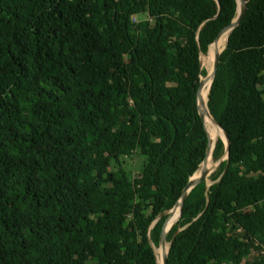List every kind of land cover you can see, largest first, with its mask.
Returning a JSON list of instances; mask_svg holds the SVG:
<instances>
[{
    "label": "trees",
    "instance_id": "trees-1",
    "mask_svg": "<svg viewBox=\"0 0 264 264\" xmlns=\"http://www.w3.org/2000/svg\"><path fill=\"white\" fill-rule=\"evenodd\" d=\"M245 1L207 96L229 156L187 195L168 264H264V0ZM238 16L236 0H0V264H158L209 145L201 56Z\"/></svg>",
    "mask_w": 264,
    "mask_h": 264
},
{
    "label": "water",
    "instance_id": "water-1",
    "mask_svg": "<svg viewBox=\"0 0 264 264\" xmlns=\"http://www.w3.org/2000/svg\"><path fill=\"white\" fill-rule=\"evenodd\" d=\"M236 1H237V4H238V13H239L238 18L236 20H234V22L231 24L230 27L224 29L219 34V36L215 40L214 44H216L218 42V40L221 37V35L223 33H225L226 31H229V35H230V33L239 25V23L243 19L244 15L246 13V10H247V2L245 0H236ZM229 35H228V37H229ZM224 49H225V47H224ZM223 50L220 53H223ZM220 53H216V56H215L214 67H213V71H212V74H211V84H210V86H208L209 87L208 93H209V90L211 88V85L213 83V80L215 78V75H216V72H217V69H218L220 55H221ZM201 64H202V60H201ZM204 83L205 82L203 80H201L200 86H198L199 87V90H198V105H199L200 117H201L202 121L205 123L204 120L206 119V115H207V117H210L212 119L211 121H213V123L215 125H217L219 128H221V126H219L216 123V121H214V119L212 118L211 114L209 113V110H208V107H207V100H206L205 104L203 102L202 103L200 102L201 101L200 92H201L202 86H204ZM207 96H208V94H207ZM205 127H206V124H205ZM221 130L223 131L222 128H221ZM223 134H224V141H225L226 147H227V151H226V154H225L226 157L223 158L220 162L217 163V169L221 166L222 162L225 159H228V156H229L228 154H229V151H230V142H229L228 136H227V134L224 131H223ZM208 137H209V145H208L207 152H206V158L203 161L202 165H204L206 163V161H207L209 156H211V158H212V153H213L214 146H215V144L212 146V142H211L209 134H208ZM196 174L190 179L187 187L184 190L182 198L178 201V203L175 205V207L168 213L166 219L164 220L163 230H162V235H161V244H162L163 248L165 247L164 245L166 244V241H167L166 237H167V235H168V233L170 231L169 230L168 232H166V220L171 215L172 211L174 209L178 208V207L180 208V215H179V219H180L181 214H182V208H183V205H184V201H185L187 195L189 194V192L193 189V187L197 186L199 183H201L202 181L206 180L208 177L211 176V172L208 169H205V168L201 171V174L199 176H196ZM179 219H178V221H179ZM170 246H171V243H170ZM167 253L164 254L163 264H168V262H167L168 254Z\"/></svg>",
    "mask_w": 264,
    "mask_h": 264
},
{
    "label": "rangeland",
    "instance_id": "rangeland-1",
    "mask_svg": "<svg viewBox=\"0 0 264 264\" xmlns=\"http://www.w3.org/2000/svg\"><path fill=\"white\" fill-rule=\"evenodd\" d=\"M140 21H142V18L141 17H135V18H133V22L134 23H139ZM213 45L211 46V48L213 47ZM225 45H224V47H225ZM224 47H223V49H224ZM209 53H210V50H209ZM209 53H207L208 56H204V55L201 56L202 67H203V69L207 73L206 76H202L201 77V80H203L205 83H208L209 82V78H210V75L212 74L213 67H214V61H215V58L214 59H211V60L209 59V56H210ZM208 88H207V90H208ZM205 101H206V99L205 100H202V98H201V103L202 102L204 103ZM205 124H206V129H207V132H208L209 136L210 135H213V137H214L213 138V141H211L212 142V146L216 143V141L219 138H221V139L224 140V134H223V131L221 130V128H219L217 125H215L214 123H211V122H208V124H207V122H205ZM211 130H213V131H211ZM210 157L211 156H209V161L206 164H204V165L201 166L200 171L196 174V176H199L201 174V171L204 168L207 169V166L208 165H209L208 166L209 167L208 170L211 172V174H213L216 171V169H217V163L215 164L213 162L212 158H211V161H210ZM143 161H144V158L142 156H140V158H139L138 156L135 155L133 157V160L132 161H129V165H130V167L132 169H135L137 171V169L140 168V165L142 164L141 162H143ZM210 163H211V165H210ZM212 184H213V182L208 177L207 185L210 186ZM177 222H178V220L168 229V231ZM166 245L168 246V248H165V249L168 251L169 250V246H170L169 242L166 241V244L164 246H166ZM239 245H241V242H239ZM155 252H156L155 254L157 255L158 264H163V258H164L163 252H164V248H163L161 242H160V246L159 247H155ZM249 255H250V258H252L251 252L249 253ZM242 264H249V261H244Z\"/></svg>",
    "mask_w": 264,
    "mask_h": 264
},
{
    "label": "bare ground",
    "instance_id": "bare-ground-1",
    "mask_svg": "<svg viewBox=\"0 0 264 264\" xmlns=\"http://www.w3.org/2000/svg\"><path fill=\"white\" fill-rule=\"evenodd\" d=\"M227 32V34L224 36V38L223 39H221V40H219L216 44H214L213 45V47L210 49V53H209V59L211 60V59H214L215 58V56H216V53H220L222 50H223V47H224V45L226 44V42H227V39H228V35H229V31H226ZM224 34V33H223ZM222 34V35H223ZM221 35V36H222ZM212 62V61H211ZM211 66V65H210ZM210 84H211V75H210V78H209V82L208 83H204V86H202V89H201V92H200V99L202 98V100H207V94H208V90H207V88H208V86H210ZM209 89V88H208ZM201 102V101H200ZM206 103V101L204 102V104ZM212 119L210 118V117H207V115H206V119L204 120L205 122H207V124H208V122H211V123H213V121H211ZM214 129V128H213ZM211 131H213V130H211ZM210 132V131H209ZM212 137V138H211ZM213 135H210V139H211V141H213ZM209 161V157H208V159H207V161H206V163ZM210 161H211V157H210ZM205 163V164H206ZM210 165H211V163H210ZM209 166V165H208ZM207 166V169L209 168ZM173 213H174V216H175V220L171 223V225H170V227L179 219V215H180V208L178 207V208H176V209H174V211H173ZM169 227V228H170ZM168 231V230H167ZM166 231V232H167ZM167 246V245H166ZM164 247V252H163V254H165V253H167L168 251L165 249V248H168V246L167 247ZM163 257V256H162Z\"/></svg>",
    "mask_w": 264,
    "mask_h": 264
}]
</instances>
